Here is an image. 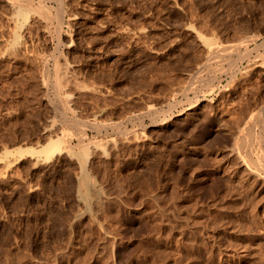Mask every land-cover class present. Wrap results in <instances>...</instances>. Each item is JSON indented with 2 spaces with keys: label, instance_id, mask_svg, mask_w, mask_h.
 <instances>
[{
  "label": "rangeland",
  "instance_id": "rangeland-1",
  "mask_svg": "<svg viewBox=\"0 0 264 264\" xmlns=\"http://www.w3.org/2000/svg\"><path fill=\"white\" fill-rule=\"evenodd\" d=\"M9 2L0 1V264H264V188L235 189L240 174L214 163L216 152L229 157L235 136L234 145L251 143L234 146L246 158L260 147L251 156L264 170L263 47L255 50L264 41V0H32L51 14L30 12L25 27L39 31L23 37L30 44L16 48L21 55L6 49L16 41ZM62 12L59 34L53 18ZM208 38L227 48L213 60ZM56 60L79 84L67 89L76 113L55 110ZM251 115L259 119L250 123ZM51 122L61 125L64 146L89 145L91 212L77 199L79 142L74 155L64 147L49 159L12 151L43 143ZM242 127L252 142L249 134L243 143Z\"/></svg>",
  "mask_w": 264,
  "mask_h": 264
},
{
  "label": "bare ground",
  "instance_id": "bare-ground-1",
  "mask_svg": "<svg viewBox=\"0 0 264 264\" xmlns=\"http://www.w3.org/2000/svg\"><path fill=\"white\" fill-rule=\"evenodd\" d=\"M1 1V0H0ZM2 1H4V0H2ZM7 1H10L11 2V0H7ZM14 1V0H13ZM15 1H17V0H15ZM19 1V0H18ZM17 1V2H18ZM23 1H24V5L23 4H21V3H23ZM20 4L19 3H17V2H9L10 3V6H11V11H12V14H11V16H8V17H11L10 18V21H11V23H13L12 25H15V26H13V27H15V30H11V32L10 33H12L14 36H15V38H16V41H13V43H12V45H9L8 47H6V46H3V47H6V49H8L10 46L12 47V48H10V49H12V50H10V52L11 51H14V49H15V52L16 53H19V52H17V51H19L18 49H16V48H19L20 50H21V48L23 47L24 48V44L27 46V44L26 43H29L30 44V42H26V39H24L25 40V42L26 43H23L24 41H22L23 40V37L25 38L26 36H28V35H30V33L32 32L33 33V31H30V29L28 30L26 27H25V23L29 20V16L30 15H33L32 14V12H37V13H34V15L35 14H38V11H40V13H41V11H45L44 13H47V14H49L50 12V10L44 5L45 4V2L44 3H40V5L38 6V4H37V8L36 7H34V5H33V3L34 2H29V1H32V0H23ZM27 1V2H26ZM34 1V0H33ZM39 1H42V0H39ZM58 1H60V2H62V3H64V2H66V1H63V0H58ZM72 1V0H71ZM77 1V0H76ZM20 2V1H19ZM6 3V2H5ZM59 3V2H58ZM61 3V4H62ZM75 4V3H74ZM6 5V4H5ZM59 5H60V3H59ZM7 6V5H6ZM61 6V5H60ZM1 8V7H0ZM53 8V7H52ZM63 8V7H62ZM67 8V7H66ZM67 10V9H66ZM57 11H59V10H57ZM62 11V10H61ZM64 11V10H63ZM30 12H31V14H30ZM52 12V11H51ZM54 12H56V10L54 11ZM24 13H28V16H26L27 14H24ZM73 13V12H72ZM30 14V15H29ZM46 14V15H47ZM51 14V13H50ZM55 14V13H54ZM53 14V15H54ZM64 13L62 12V13H56L55 15H54V18H53V20L54 19H56V21H57V23H58V32H56V33H59V34H61V32H62V21L64 20V15H63ZM1 15V14H0ZM34 15H33V17H34ZM42 15V14H41ZM75 15V14H74ZM24 17L23 19H24V23H22L21 24V21L19 20V17ZM38 16V18L40 17L39 15H37ZM44 16H45V14H44ZM44 16H41V18H45ZM48 17H49V15H47ZM76 16V15H75ZM50 17H53V16H51L50 15ZM56 17V18H55ZM32 18V17H31ZM30 18V19H31ZM47 18V17H46ZM8 19V18H7ZM37 19V18H36ZM49 19V18H48ZM47 19V20H48ZM52 19V18H51ZM51 19H49V21H51ZM68 19V18H67ZM72 19V18H71ZM20 22H19V21ZM22 20V19H21ZM69 20H70V18H69ZM73 20V19H72ZM8 21V20H7ZM39 21V20H38ZM37 21V22H38ZM41 21H43L42 19H41ZM41 21L39 22V24L41 23ZM44 21H45V19H44ZM48 21V22H49ZM6 22V21H5ZM18 22H19V24H21V25H18ZM23 22V21H22ZM30 22H31V20H30ZM47 22V21H46ZM28 23H29V21H28ZM27 23V24H28ZM43 23H45V22H43ZM56 23V24H57ZM50 24V23H49ZM40 25H42V24H40ZM51 25V24H50ZM73 25V24H72ZM71 25V26H72ZM28 26H29V24H28ZM35 26V25H34ZM46 26V27H45ZM47 26L48 25H44V27L45 28H47ZM54 26H56V25H54ZM70 26V27H71ZM5 27V26H4ZM19 27V28H18ZM41 28H42V26H40ZM57 27V26H56ZM68 27H69V25H68ZM67 27V28H68ZM69 27V28H70ZM191 27V26H190ZM16 28H18V30L16 29ZM26 28V29H25ZM44 28V30H46ZM49 28V27H48ZM48 28H47V30H48ZM12 29H14V28H12ZM32 30V29H31ZM46 30V31H47ZM55 30V29H54ZM57 30V29H56ZM72 30V29H71ZM124 30V29H123ZM193 30V29H192ZM2 31H4V30H2ZM36 31V33H37V31H39V30H35ZM35 31H34V33L33 34H35ZM49 31H51L50 29H49ZM128 31V30H127ZM42 32V31H41ZM48 32V31H47ZM47 32H45L44 33V31L42 32V33H44V37H45V35H46V33ZM68 33H67V35H69V32L70 31H67ZM121 32V31H120ZM125 32V31H124ZM9 33V32H8ZM7 33V34H8ZM31 33V34H32ZM63 33V32H62ZM73 33V32H72ZM72 33L70 34V36L72 35ZM4 34H5V32H4ZM32 34V35H33ZM39 34V33H38ZM52 34V33H51ZM66 34V33H65ZM131 34V33H130ZM1 35H2V33H1ZM11 35V34H10ZM9 35V36H10ZM49 35H50V32H49ZM196 35H199V34H196ZM35 36V35H34ZM51 36H53V34L52 35H50V37ZM200 36V35H199ZM2 37H4V36H2ZM6 37H8V36H6ZM38 37V36H37ZM59 37V36H58ZM101 37V36H100ZM202 37V38H201ZM15 38H13V39H15ZM27 38V37H26ZM28 38H30V37H28ZM40 38V37H39ZM199 38V37H198ZM200 38H201V40L202 39H205V38H207V37H203L202 35L200 36ZM1 39V38H0ZM9 39V38H8ZM37 39V38H36ZM42 39V38H41ZM46 39H49V37L48 38H46ZM68 39V38H67ZM211 38H208V39H206V40H203V41H205L204 43V47H207L208 48V51L207 52H209V53H211V57H210V59L211 60H213V58L212 57H215V56H217V55H219V53L222 51V49H225L224 51H226V49L227 48H223V47H225V46H221L220 44H218V42H217V40H215L214 39V41H213V39L212 40H210ZM32 40H33V36H32ZM50 40V39H49ZM52 40V39H51ZM200 40V41H201ZM250 40V39H249ZM5 41V40H4ZM28 41V40H27ZM30 41H31V39H30ZM216 41V42H215ZM32 42V41H31ZM37 42V41H36ZM35 42V43H36ZM49 42H51V41H49ZM245 42H247V39H245ZM244 42V44H245V46L248 44V42L247 43H245ZM250 42H252V41H250ZM9 43V42H8ZM42 43V42H41ZM241 43V42H240ZM3 44H5V43H3ZM2 44V45H3ZM9 44H11V43H9ZM14 44V45H13ZM29 44H28V46H29ZM64 44V43H63ZM72 44V43H71ZM243 44V45H244ZM264 41L262 42V43H260V44H258V45H256V47H255V50L257 49V48H260V46H262L263 48V52L262 53H260L261 55H263L264 56ZM35 45L36 44H33L32 45V47H35ZM220 45V46H219ZM31 46V45H30ZM41 46V45H40ZM69 45H67V47H68ZM239 46H240V44H239ZM248 46V45H247ZM246 46V47H247ZM21 47V48H20ZM58 47V46H57ZM221 47H222V49H221ZM22 48V49H23ZM28 48V47H27ZM88 48V47H87ZM240 48V47H239ZM25 49H26V47H25ZM29 49V48H28ZM33 48H31V50H32ZM30 49L29 50H27V52L29 51V53H30V51H31ZM40 50V49H39ZM55 50V49H54ZM258 51H259V49H257ZM6 51V50H5ZM9 51V50H8ZM23 51V50H22ZM21 51V52H22ZM34 51H36V50H34ZM41 51V50H40ZM45 51V50H44ZM224 51H222V52H224ZM257 51V52H258ZM10 52H9V54L8 55H10L11 56V54H10ZM13 53V52H11L13 55L15 54L16 55V53ZM20 52V53H21ZM24 52H26V50L24 51ZM27 52H26V54H27ZM33 52V51H32ZM31 52V53H32ZM221 52V53H222ZM3 53H4V51H3ZM19 53V54H20ZM47 53V52H46ZM249 53V52H248ZM247 53V50H246V48H245V51L243 52V53H241V56L242 55H246V54H248ZM19 54L17 55V58H18V56H19ZM32 54H34L35 55V52L34 53H32ZM208 54V53H207ZM258 54V53H257ZM259 54V55H260ZM4 55V54H3ZM12 55V56H13ZM21 55V54H20ZM25 55V54H24ZM24 55L22 56L23 58H24ZM30 55L31 54H28V55H25L26 57L27 56H29V58H30V62L32 63L33 61L32 60H34L33 59V57L31 58L30 57ZM209 55V54H208ZM32 56V55H31ZM49 56V55H48ZM207 56V55H206ZM16 57V56H15ZM20 57V56H19ZM25 57V58H26ZM52 57V56H51ZM65 57V56H64ZM208 57V56H207ZM21 58V57H20ZM24 58V59H25ZM34 58H35V56H34ZM36 58H38V57H36ZM40 58V57H39ZM27 59V58H26ZM32 59V60H31ZM41 59V58H40ZM46 59V58H45ZM22 60V59H21ZM28 60V59H27ZM37 60V59H36ZM63 60V59H62ZM29 61V60H28ZM46 61L47 60H45L44 62V64H46ZM57 61V60H56ZM34 62H36L35 60H34ZM59 61H57V63L56 64H54V65H56V66H54V69H55V74H54V78H53V80H55L54 81V83H52L53 84V88H54V93L56 94V101L54 102V99H55V96H54V99H53V102H54V106H55V110H58V111H62V112H66V111H72V112H75L76 110V108L74 109L75 111H73V96L70 94V92L71 91H68L67 89H71L72 90V87L71 86H73V82H74V84H76L77 82H75V80L71 77V70H70V68L71 67H69V65L67 64V63H63L62 61V63H63V65H58L59 63H58ZM209 62V61H208ZM211 62V61H210ZM37 63L39 64V66L41 65L40 63H41V61L39 60V62L37 61ZM37 63H35V64H37ZM33 64V63H32ZM49 64V63H48ZM35 66V65H34ZM38 66V65H37ZM43 66V65H42ZM48 66V65H47ZM203 66V65H202ZM201 66V67H202ZM213 66V65H212ZM26 67V66H25ZM36 67V66H35ZM45 67V66H44ZM43 67V68H44ZM215 67V66H214ZM31 68V67H30ZM42 68V67H41ZM215 68H217V67H215ZM231 68H233V67H231ZM48 69V68H47ZM202 69V68H201ZM250 69V68H249ZM198 70H200V69H198ZM220 70V69H219ZM18 71V70H17ZM34 71V70H33ZM35 71H38V70H35ZM42 71V70H41ZM44 71H47L46 69H44ZM220 71H222V70H220ZM248 71V70H247ZM28 72V71H27ZM43 72V71H42ZM201 72V71H200ZM199 72V73H200ZM43 73H45V72H43ZM42 73V74H43ZM99 73V72H98ZM29 74V73H28ZM36 74V73H35ZM202 74V73H201ZM19 75V74H18ZM40 75H41V73H40ZM50 75V74H49ZM248 75V74H247ZM31 77V76H30ZM42 78H43V80H44V77L43 76H41ZM40 77V78H41ZM53 77V76H52ZM199 77V76H198ZM202 77V76H201ZM35 78H37V77H35ZM46 78H48V77H46ZM39 79V78H38ZM49 79V78H48ZM24 80V79H23ZM53 80H51V81H53ZM74 80V81H73ZM200 80V79H199ZM230 80V79H229ZM21 81V80H20ZM29 81V80H28ZM38 81V80H37ZM40 81V80H39ZM45 81V80H44ZM43 81V82H44ZM47 81H49V80H47ZM77 81V80H76ZM211 81V80H210ZM210 81H208V82H210ZM231 81H232V79H231ZM234 81V80H233ZM20 83V82H19ZM23 83V82H22ZM42 83V82H41ZM44 83H46V81L44 82ZM66 83H67V85L69 84L70 86L67 88L66 87ZM72 85H71V84ZM212 83V82H211ZM211 83H209V84H211ZM21 84V83H20ZM44 85H47V84H44ZM79 85V84H78ZM77 84L76 85H74V87L75 86H78ZM81 85V84H80ZM33 86V85H32ZM39 86H41V85H39ZM210 86V85H209ZM208 86V87H209ZM215 86V85H214ZM24 87V86H23ZM42 87V86H41ZM71 87V88H70ZM79 87V86H78ZM81 87V86H80ZM204 87V86H203ZM210 87H212V86H210ZM209 87V88H210ZM236 87V86H235ZM33 88H36V86L35 87H33ZM39 88V87H38ZM77 88V87H76ZM84 88V87H83ZM93 88V87H92ZM196 88V87H195ZM197 88H199V87H197ZM201 88V87H200ZM207 88V87H206ZM25 89V88H24ZM26 89H28V87L26 88ZM30 89V88H29ZM32 89V88H31ZM37 89V88H36ZM52 89V88H51ZM51 89H50V91H51ZM74 89V88H73ZM79 89H81V88H79ZM87 89H89V88H87ZM98 89V88H97ZM202 89V88H201ZM212 89V88H211ZM225 89V88H224ZM40 90V89H39ZM42 90V89H41ZM53 90V89H52ZM81 90H83V89H81ZM198 90H200V89H198ZM25 91H27V90H25ZM28 91H30V90H28ZM43 91V90H42ZM94 91V90H93ZM97 91V90H96ZM95 91V92H96ZM202 91V90H201ZM242 91V90H241ZM74 92H75V90H74ZM99 92V91H98ZM101 92V91H100ZM99 92V93H100ZM30 93V92H29ZM32 93H33V91H32ZM35 94H36V91L34 92ZM46 93H47V91H46ZM72 93H73V91H72ZM79 93V92H78ZM174 93V92H173ZM177 93V91L175 92V94ZM195 93H196V91H195ZM207 93V92H206ZM38 94V93H37ZM45 94V93H44ZM54 94V95H55ZM95 94V93H94ZM200 94V93H199ZM239 94V93H238ZM29 95V94H28ZM32 95H34V94H32ZM39 95V94H38ZM42 95H43V93H42ZM48 95H50V94H48ZM48 95L46 96V97H48ZM79 95V94H78ZM17 96H18V94H17ZM23 96V95H22ZM40 96V95H39ZM205 96V95H204ZM19 97V96H18ZM50 97V96H49ZM196 98V103L197 102H200L201 100H203V99H201L200 98V96H198V95H196L195 96ZM24 98V97H23ZM37 99H38V97H36ZM35 98V99H36ZM43 98V97H42ZM27 99V98H26ZM47 99V98H46ZM84 99V98H83ZM205 99V98H204ZM41 100V99H40ZM49 100H50V98H49ZM181 100V99H180ZM22 101V100H21ZM26 101V100H25ZM36 101V100H35ZM20 102V101H19ZM29 102V101H28ZM47 102V101H46ZM45 102V103H46ZM51 102V101H50ZM22 103H25V102H21V104ZM39 103V102H38ZM42 103V102H41ZM44 103V104H45ZM48 103V102H47ZM46 103V104H47ZM45 104V105H46ZM53 104V103H52ZM77 104V103H76ZM180 104H181V102H180ZM192 104V103H191ZM35 105V104H34ZM38 105V104H37ZM197 104H193V105H191V109L194 107V106H196ZM175 106V105H174ZM32 107V106H31ZM76 107V106H75ZM173 107V106H172ZM51 108V107H50ZM173 108H175V107H173ZM195 108V107H194ZM34 109V108H33ZM79 109V108H78ZM52 110V109H51ZM54 110V111H55ZM171 110V109H170ZM51 113H53V112H51ZM76 113V112H75ZM224 113V112H223ZM262 112H260V114H261ZM190 114V113H189ZM56 115V114H55ZM258 115V114H257ZM261 115H263V113L261 114ZM261 115H258L259 117L261 116ZM239 116V115H238ZM256 116V115H255ZM264 116V115H263ZM253 117L254 116H252L251 115V117H248V118H250V120H248V122H250L251 123V118L253 119ZM259 117H257V118H255V119H259ZM262 117V116H261ZM261 117H260V120L259 121H261ZM222 120V119H221ZM264 120V119H263ZM52 121H54V120H52ZM56 121V120H55ZM54 121V122H55ZM65 121V120H64ZM219 121V120H218ZM224 121V120H223ZM256 121V120H255ZM255 121H252V122H254L255 123ZM54 122H51L50 124H53V125H50L49 124V126L47 127L46 125H45V127H44V129H45V135H44V138H43V143L41 142L40 144H38L37 146H32V145H25V146H19V147H16L15 149H13L12 151H14V153L15 154H18V157H25V156H27V155H30V156H32V155H34L35 153H43L45 156H46V158L47 159H49V158H51V157H53L56 153H58V152H60L61 153V151H62V149L65 147V148H67V152H69V156H71L70 155V153H73V155H74V151L73 150H71V149H73V147H71V146H74V148L76 147V144L79 142H77L75 145L74 144H72V145H66V146H64L62 143H63V137L62 136H60V135H58L59 133L58 132H61V131H58V130H60V128H61V125H58V126H60V128L58 127H56L55 125L57 124V123H55V125H54ZM222 122V121H221ZM247 121H245V123H246ZM247 122V123H248ZM262 122V121H261ZM62 123V122H61ZM60 123V124H61ZM245 123H244V126H245ZM260 122H258V124H259ZM64 124V123H63ZM62 124V125H63ZM226 124V123H225ZM256 124H257V122H256ZM256 124H252V126L253 125H255L254 126V128H256ZM249 125V124H248ZM263 126H264V124H262ZM44 126V125H43ZM238 126V125H237ZM246 126H247V124H246ZM251 126V125H250ZM249 126V127H250ZM226 127H228V126H226ZM258 127V126H257ZM262 127V126H261ZM225 128V127H224ZM253 128V129H254ZM240 130H241V128H239ZM242 129H243V127H242ZM246 129V132H248V129H249V132H250V128H245ZM245 129H243V131H240V130H238V131H240V134H242L241 132H243L244 133V130ZM252 129V127H251V131L253 130ZM264 129V128H263ZM263 129H261L260 131H258L257 133H259V132H261V131H263ZM62 130V129H61ZM64 130V129H63ZM65 130H68V129H65ZM223 130V129H222ZM231 131H232V129H230ZM254 131H255V129H254ZM233 132H235V131H233ZM246 133V135L245 134H242V138H241V140L243 141V138H245V140L243 141V143L246 141V142H248L247 140H246V136L247 135H249V134H251L250 136H249V138H252V136H253V138H254V136L255 135H252V132L251 133ZM62 133V132H61ZM60 133V134H61ZM69 133V132H68ZM139 133V132H138ZM239 133V132H238ZM238 133L236 134V140H237V135H238ZM256 133V132H255ZM63 134H66V133H64L63 132ZM73 134V133H72ZM230 134H231V132H230ZM234 134V133H233ZM233 134H231V135H233ZM253 134H254V132H253ZM260 134V133H259ZM62 135V134H61ZM69 135L71 136V138H72V136H75V134L74 135H71V133H69ZM243 135H244V137H243ZM258 135V134H257ZM69 136V137H70ZM141 136V135H140ZM239 136V135H238ZM76 137H78V135H76ZM134 137H135V134H134ZM232 137V136H231ZM234 138H235V136H233ZM232 137V138H233ZM261 137V136H260ZM260 137H259V139H260ZM80 138V137H79ZM231 138V139H232ZM232 139L233 140V143H232V150H230L229 149V151H231V153L229 152V157L228 158H226L225 156H227V155H225L224 157L226 158H223V156H222V158H220L221 156H220V154L221 153H215L216 154V156L214 157L215 159V161H214V163H215V165H221V163H222V165H225V167L224 168H227L228 170V173L230 174V173H234L235 171H237V174H240V177H239V179L236 181V182H232L231 184L232 185H237L236 187L234 186V188L235 189H237V187H242V185H241V183H245V184H251L250 186H253L254 184L256 185V186H260L261 188L263 187L264 188V173H262V171L264 172V170L262 169V168H259V165H258V167L256 166L258 163L260 164V163H262V161H260V160H263L264 158H263V156H264V154H263V156H262V158L263 159H261L260 158V160H259V157L260 156H258V160L260 161V162H258L257 160H256V162H255V160L253 161V159H252V154H256L257 152H255V150L257 151V149H260V147L258 148L257 147V144H256V149L254 150V149H252V150H254V153L253 152H251V151H249V153H250V156H248L249 155V153H248V151H247V153H246V155H247V158L248 159H252V160H249L248 161V159L246 158V156H245V154L243 155L242 154V150H240V147H242L243 149H244V145H245V148H246V146H249V148L248 149H250V144L251 143H249L248 142V144H246V143H244V145L242 144V142L240 141V143L242 144H239L238 142V145L240 146L239 148H234V146L236 145L237 147H238V145L237 144H235L234 145V142H235V139ZM239 138V137H238ZM248 138V137H247ZM248 138V139H249ZM253 138L251 139V140H249V141H251L252 142V140H253ZM78 139V138H77ZM81 139V138H80ZM80 139H78V140H80ZM126 139V138H125ZM134 139V138H133ZM138 139V138H137ZM140 139V138H139ZM138 139V140H139ZM40 140V139H39ZM72 140V139H71ZM84 140V139H83ZM82 139L80 140V142L78 143V148L77 149H80V152H78V154L80 153L81 155L79 156V159L81 160V169H82V175H80V177L82 176V180L81 179H79V180H81V181H78V182H81V183H79V185H78V198L77 199H79V201L83 204V206L85 207V210L87 211V210H90L92 207H93V205L94 204H96L95 203V200L94 199H92V197H93V195H92V191L94 190V188H95V186L92 184V182H91V180H90V176H88L89 174H87V172H86V162H87V153L89 152V145H88V143L86 144L85 143V141H83ZM128 140V139H127ZM130 140V139H129ZM240 140V138L238 139V141ZM256 140V142L258 141V138L256 137L255 139H254V141ZM222 141V140H221ZM261 142V141H260ZM236 143V142H235ZM254 143V142H253ZM94 145H96V143H94L93 144V147H94ZM224 145V144H223ZM260 145V144H259ZM262 145V144H261ZM235 146V147H236ZM252 146V145H251ZM253 146H254V144H253ZM252 146V147H253ZM96 147V146H95ZM220 148V147H219ZM241 148V149H242ZM254 148V147H253ZM262 148V147H261ZM261 150V149H260ZM259 150V151H260ZM12 151H8V153L9 154H14ZM76 151H79V150H76ZM243 151H245V150H243ZM246 152V151H245ZM59 153V154H60ZM228 153V152H227ZM260 153H261V151H260ZM264 153V152H263ZM254 154V155H255ZM257 154H259V153H257ZM224 155V154H223ZM252 155V156H251ZM66 156V155H65ZM64 156V157H65ZM220 156V157H219ZM237 161L236 163V165H237V167L236 168H234L233 167V165H231V158L232 157ZM18 157H17V159H18ZM192 157V156H191ZM249 157H251V158H249ZM256 157V156H255ZM70 158V157H69ZM232 158V159H233ZM59 159V158H58ZM66 159V158H65ZM213 159V158H212ZM191 160V159H190ZM184 161H186V160H184ZM211 161V160H210ZM249 162H251L250 164H249ZM253 162H255V163H257V164H254ZM211 163V162H210ZM254 164L255 166H253V165H251V164ZM236 165H234V166H236ZM262 165V164H261ZM8 167V166H7ZM261 167V166H260ZM262 167H264V165L262 166ZM261 169H262V171H261ZM226 170V169H225ZM192 171V170H191ZM6 173V172H5ZM194 173V172H193ZM228 174V175H229ZM236 174V173H235ZM79 178V177H78ZM231 181V180H230ZM95 183V182H94ZM80 184H81V187L83 188V190L82 191H80V189H81V187H80ZM231 185V186H232ZM249 186V187H250ZM232 188V187H231ZM251 188V187H250ZM242 189V188H241ZM243 190V189H242ZM98 191V190H97ZM235 191V190H234ZM233 191V192H234ZM255 191H256V189H255ZM232 192V191H231ZM240 192V191H239ZM244 192V191H243ZM95 194V193H94ZM98 194V193H97ZM239 194V193H238ZM243 194V193H242ZM92 195V196H91ZM97 196V195H96ZM99 196H100V191H99ZM95 198V197H94ZM100 199V198H99ZM250 200V199H249ZM251 203V202H250ZM219 206V205H218ZM217 206V207H218ZM96 207V206H95ZM223 207V206H222ZM219 209V208H218ZM254 209V208H253ZM92 210V209H91ZM91 210H90V212H91ZM89 212V211H88ZM87 212V213H88ZM95 212V211H94ZM85 213V212H84ZM261 219H262V221H263V225H264V206L262 207V210H261ZM91 216V215H90ZM89 216V217H90ZM80 217V216H79ZM78 217V218H79ZM92 218V217H91ZM94 219V218H93ZM95 220V219H94ZM96 221V220H95ZM88 222V221H87ZM91 223H93V222H91ZM262 224V223H261ZM98 225V224H97ZM101 225V224H100ZM197 225V224H196ZM261 227H262V225H261ZM264 227V226H263ZM263 232V231H262ZM198 241V240H197ZM107 243V242H106ZM108 244V243H107ZM91 246V245H90ZM9 255V254H8ZM202 255V254H201ZM200 255V256H201ZM197 256H199V255H197ZM199 256V257H200ZM229 257H232L231 256V254L227 257V258H225V260H228L229 259ZM200 258H202V257H200ZM206 258H208V257H206ZM209 259H211V258H209ZM197 260V259H196ZM209 262V261H208ZM203 263V262H202ZM205 263V262H204Z\"/></svg>",
  "mask_w": 264,
  "mask_h": 264
}]
</instances>
